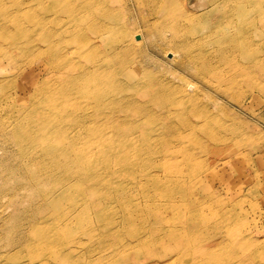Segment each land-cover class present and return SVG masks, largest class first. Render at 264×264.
<instances>
[{"label": "rangeland", "instance_id": "374dc122", "mask_svg": "<svg viewBox=\"0 0 264 264\" xmlns=\"http://www.w3.org/2000/svg\"><path fill=\"white\" fill-rule=\"evenodd\" d=\"M87 1L0 0V23L10 29L0 24V264H264V22L257 5L244 9L239 26L222 28L244 0H176L167 18V0H90L91 21ZM98 4L105 40L129 46L109 63L137 73L101 78L93 68L95 85H118L108 93L116 101L106 90L80 100L79 110L103 130L92 138L97 154L120 144L134 164L128 174L109 170L103 183L102 169L70 165L61 150L69 141L56 146L31 128L51 102L45 92L63 83L71 65L94 60L113 68L104 67L114 44L97 35ZM63 39L71 40L69 56L55 65L50 44ZM69 122L60 121L59 131L75 134L86 150V131ZM61 193L63 209H56L50 200Z\"/></svg>", "mask_w": 264, "mask_h": 264}, {"label": "bare ground", "instance_id": "6f19581e", "mask_svg": "<svg viewBox=\"0 0 264 264\" xmlns=\"http://www.w3.org/2000/svg\"><path fill=\"white\" fill-rule=\"evenodd\" d=\"M244 1H245L244 3L239 4L238 6H236L235 9H233L232 14H231V17L233 18V20L224 21L223 25L221 26L222 28L229 27V26H231L230 24H235L236 26H239L238 23H239L240 20H238V19L241 18V13H243L244 9L247 8L249 5H257L258 10H259L258 15H260L261 21L264 22V6L262 5L264 0H244ZM94 5L95 4L91 3V1L89 0V1L86 2L85 8H83V11L84 10L86 11V15L88 16V20L89 21H91L93 16H94L93 14H90L91 13L90 10H91V8ZM176 5H177V1L176 0H167L163 4L162 9H163V13L165 14L164 15L165 18H167L168 16H171V14L173 13L174 8H175ZM97 9L101 13V14H99V20H98V17H95L96 25H97L96 29L98 31L97 35L101 37L102 42H103V41H106L104 36H105L106 32L108 31V23L105 20V18H106L105 11L101 12L100 4H98V8ZM237 14H238V18L236 20L235 17L237 16ZM255 17H257V16H254L252 20H249L252 24H255L257 22ZM4 21L2 20L1 23H0V24H2V29H1L2 31H6L7 30L6 27H5V22ZM173 24H176L175 21H174ZM173 24H170V26L174 30H178V27L174 26ZM240 25L241 26L244 25V21H241ZM9 30L10 29L7 30L8 34H9ZM242 32L245 33L244 30ZM10 33H14V31L13 32L10 31ZM49 39L52 40V38H49ZM63 40H65L64 44L63 43H57L55 45H53L52 43L50 44L49 53L51 54V60H52L53 63H55V65H58L57 63L61 64L62 59L64 57H68L69 56V54H65L64 52L66 50V53H68L66 47H67V43L69 41H71V40H69V39H63ZM15 41H13V42H15ZM111 42H112V38H109L108 41H106L107 44H104L105 46L114 44L112 46H109L110 48L108 50L105 49L107 51L105 53L106 55H105L104 61H106V60L107 61H106V65H104V67L105 68L106 67H113V68L108 69V70L103 69L102 68L103 65L100 62H96L94 60L91 61V64H87V63L84 62L82 64L78 63L77 65H75L73 67L71 65L70 69L72 71L70 70L69 73L66 72V75H65V73L62 72L63 74L61 76H64V78H65V80H63V83L60 84V85L58 84L56 86H53L51 89H47V91L45 92V95H46L45 99H47V98L51 99V102H46L48 104V109L41 108L44 111L43 113L40 112L41 109H38V111L36 109L33 110V112H35V113H41V121L39 122V124L34 123L33 126L31 127L33 132H35L36 134H39L41 138L46 136V137H50L52 139L54 137L55 140L54 139L53 140H54L55 143L57 142V139H60V141L62 143H63V139L64 140L66 139V142L69 141V143L71 145L70 148L65 147V148H63L61 150H63L62 152L67 151V153L65 155H66V158L69 161L70 165L76 166L77 168L78 167L79 168L82 167L84 170L90 171V172H91V170L96 171L98 169H102L100 174H99L100 175L99 178H100L101 182L102 181L105 182L107 180L106 173L109 170L112 169L113 171H115V174L116 173L128 174L130 172V170L132 168V164H133V162H131L130 160H127V158L124 155V153H122L124 148L120 144H118L117 146H114V145L112 146V144L109 143V146L105 147V149H103V151H101V152H99L97 154V152L94 150V148H92V146H93L92 144H93V141L95 142L96 139L103 134V130L102 129L100 130V127L96 126L95 122H97V121L94 118H92V116L88 115L87 111H80L79 110V108H81L80 100L82 99V97L87 98V96L88 95L90 96L91 94H93L94 96H96V95L97 96L98 95L99 96H103L104 90H106L105 94L108 95V93L111 92L110 90H116L117 89L118 85L117 84H113V83L111 84L112 88H110L109 90L108 89H103L102 85L100 83H99V85H95L96 83H94V79H91V75H90V72L92 74L93 68L95 70H98V73L101 75V78L114 76L115 74H118L119 76L121 74V75L125 76V79H132V78L134 79V78L137 77L136 76L137 73L134 71V69L130 70L131 69L130 66H124V67L117 66V67H114V64H112V63L110 64L109 63V59L108 58L117 57V56L125 53L128 50V48H129V46L126 43H124V42L120 43L121 45L119 44L120 47H118V45H117L118 43H111ZM15 44H17V43H15ZM29 44H30V42H29ZM45 45H47V44H45ZM23 52H25V51H23ZM99 52H101V50ZM246 54L249 55V57L250 56H252V57H256L257 56L256 54H254V53H252L250 51L244 53V55H246ZM65 61L68 62L69 59H65ZM100 65H101V67H100ZM101 71H102V73H101ZM2 87L3 86L0 85V90H1ZM44 90H42V91H44ZM164 91H167V90H164ZM43 95H44V92H43ZM112 95L113 94H109L107 97H109L111 103H114L116 101V99ZM151 101L152 102H156L159 105H164V102L162 101L161 97H157V98H154V99L152 97ZM172 103L173 104H182L178 100H173ZM27 114H29V112H26L25 115H27ZM171 115H173L172 112H171ZM108 116H111V114H108ZM43 117H44V119H43ZM64 119L67 120V121H70L69 123H72L74 125L78 124L80 126V128H78L79 133L80 132L83 133L84 131H86V139L85 140L88 143L87 144L88 147H86V150L82 149V147H80V146H78L76 144L77 136L75 134H72L70 136V135L64 134L63 132L59 131V127H60V125H59L60 123L59 122L64 120ZM85 122H89V127H87L86 129H84L82 127V125ZM27 131L30 133L31 129L29 128ZM92 138H93V141H92ZM56 146H57V143H56ZM61 146H62V144H61ZM42 149L44 151L50 152L51 151V146L49 144H46V145H43ZM50 154H51V152H50ZM139 160H140V158H139ZM136 163H138V162H136ZM101 174H104V176H102ZM66 196H67L66 194H62V193L61 194H57L56 196L52 197V199L50 200V204L56 209L60 205L62 207V209H63L62 203H64V200H65ZM168 202H170V201H168ZM148 205H150V204L147 203L146 206H148ZM162 205H164V204H162ZM169 205L173 206V203H169ZM42 209H44V208H42ZM42 209L40 211H42ZM84 211H85V209L83 210V212ZM39 215H41V214H39ZM164 217H167V216H164ZM189 219H191V218L189 217ZM194 222H192V223H194ZM88 231L89 230H87V232ZM149 231H150V229H149ZM163 232H165V231H163ZM148 233H150V232H148ZM144 236H145V234H144ZM146 236H147V234H146ZM75 242H77V241H75ZM43 245H41V246H43ZM50 245H49V247H50ZM65 246H66V244H65ZM51 247H50V249H51ZM43 248H44V246H43ZM72 251H73V249H72ZM151 255H153V254H151ZM36 257H37V255H36ZM62 257H64V256H62ZM65 258H66V256H65ZM70 260H72V259H70ZM90 263H91V260H90Z\"/></svg>", "mask_w": 264, "mask_h": 264}]
</instances>
